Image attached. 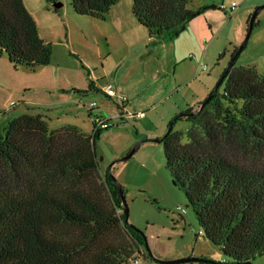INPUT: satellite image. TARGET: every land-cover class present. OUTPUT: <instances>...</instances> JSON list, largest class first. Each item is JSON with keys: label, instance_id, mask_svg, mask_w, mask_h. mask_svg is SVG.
<instances>
[{"label": "trees", "instance_id": "obj_1", "mask_svg": "<svg viewBox=\"0 0 264 264\" xmlns=\"http://www.w3.org/2000/svg\"><path fill=\"white\" fill-rule=\"evenodd\" d=\"M118 1L70 5L103 20ZM131 2L138 23L158 39L174 37L202 11L191 10V0ZM3 53L14 68L35 70L51 61L52 44L40 36L23 0H0ZM92 88L89 81L87 89L74 90ZM193 111L176 115L190 122L186 141L174 127L162 137L166 167L183 187L199 233L228 257L224 263L251 262L264 253V73L234 64ZM102 131L87 134L72 124L52 129L40 113L7 121L0 134V264H135L140 255L147 258L144 234L124 222L116 178L100 172L95 139Z\"/></svg>", "mask_w": 264, "mask_h": 264}, {"label": "rangeland", "instance_id": "obj_2", "mask_svg": "<svg viewBox=\"0 0 264 264\" xmlns=\"http://www.w3.org/2000/svg\"><path fill=\"white\" fill-rule=\"evenodd\" d=\"M232 1H235L237 6L231 15L218 8L219 3L224 2L229 6ZM30 2L34 5L35 12H31V14L37 23L39 32L46 37L47 42L52 44L53 60L51 62L53 63L40 66L35 70L24 67L14 68L6 54L0 55V134L8 120L23 114L36 113L45 116L50 128L68 124L66 122H76V126L83 132L92 134L93 123L87 106L91 101L98 102L101 95L98 96L92 92H88L86 95L75 93L71 95L80 98L78 103L52 104L50 92L54 90L51 85L55 83L65 85L69 78H73L77 84H81L90 72L101 81H111L114 85L121 84L126 80V86L133 87L130 84L132 78L137 82L138 88H144L145 81L141 82L140 74L134 76L135 68L130 67L126 73L124 65L114 66L112 60L106 61L102 73L99 65L91 63L95 62L94 39L91 37L93 32L91 22L94 20L89 16L74 12L70 0H30ZM55 2L62 4L58 7L57 12L53 10ZM205 2H208V5L199 15L204 14L203 12L207 14L209 22H205V27L212 24L214 33L217 28L222 26L217 33L219 36L215 43V47L222 46L221 52L227 48H230L231 52L232 48L241 44L246 34L248 16L257 6L264 4V0H191L188 7L198 10L197 6L205 4ZM213 4L217 7L213 8ZM68 32L69 41L66 38ZM209 34L211 35V32ZM199 41L201 46H209V40L207 43L203 40ZM101 47L105 49V43ZM229 51H226V55L219 63L217 55L212 58V63L206 62L209 65L208 71L198 73L195 83L201 82L203 79L207 80L212 72L209 80H213V84H215L218 75L228 64ZM195 56L196 54L193 53L188 59L194 61ZM80 57L87 58L90 68L81 66L80 60L82 59ZM57 59L61 62L58 82L53 76L55 64L59 63ZM75 62L78 63L79 69L75 73H68L71 70L67 67L73 66ZM138 64L136 62V68ZM235 64L237 66H254L259 73H264V8L257 14L248 42ZM170 82L171 79L168 78V84ZM134 89L133 95L137 92L136 87ZM155 89V85L151 84L146 90L143 89L144 94L157 93L158 91ZM186 90L189 91L188 88ZM163 92L166 93H162L163 95L158 98L169 94L165 98V102L158 103L155 110H145L147 117L143 121L120 122L114 118L111 119L113 126L103 130L95 139L99 168L102 173L104 172L103 174L109 170L122 186L129 210L128 221L141 230L146 238L147 248L143 246V249L148 256L145 258L140 255L139 264H163L158 262L155 257L164 260L203 257L210 261L225 262L228 257L222 253L220 248L199 233L202 230L188 204L184 189L180 184L174 182L171 172L166 167L164 142L162 140L154 141L166 134L170 121L176 116L167 120L163 115L173 100L177 99V92L174 91L172 94L165 89ZM67 93L71 92L67 91ZM187 93L190 95L189 92ZM68 107L72 112H67ZM198 108L197 105L193 110ZM182 109L185 111L187 107L183 106ZM189 125L190 122L185 118L177 119L173 125L175 130L183 132V141L187 139L186 130ZM117 132L119 135L114 136L113 133ZM143 139L148 140L143 142L130 158L119 161L111 168L110 164L115 159L112 154L115 153L116 145L126 143L131 146V149L133 145ZM125 154L126 152L121 157ZM179 264L208 263L186 262ZM251 264H264V253L256 255L251 260Z\"/></svg>", "mask_w": 264, "mask_h": 264}, {"label": "crops", "instance_id": "obj_3", "mask_svg": "<svg viewBox=\"0 0 264 264\" xmlns=\"http://www.w3.org/2000/svg\"><path fill=\"white\" fill-rule=\"evenodd\" d=\"M23 1L27 9L34 13L35 10H33V3H31L30 0ZM206 5H208V2L197 6L196 9L202 8V11H204L205 7H207ZM190 9L194 10V8ZM203 13L204 14L202 15H199L198 13V15L196 14L197 16H193L188 21L185 28L174 37H164L158 39L150 37L148 31L138 23L132 13L131 0H119L111 7L105 19L101 20L90 17L92 20H94L91 22L93 28L91 37L94 39L93 44L95 46V53L93 55L95 62L91 63H94L96 66L99 65L102 73L105 68L106 61L112 60L111 62L114 66L124 65L126 73L131 67L135 68L133 72L134 76L136 74L141 75V82L142 80L145 81L144 88H138V85L136 84L137 82L132 80V78L130 80V84L133 87L126 86V80L121 82V84L116 83L115 85L118 90L124 92L129 98V109L143 111L147 109L155 110L158 106L157 104L160 102L164 103L165 98L169 96V94H167L164 97L162 96L158 98L160 95H163L162 93H166L163 92L164 89L165 91H170L172 94L174 91L177 92V99L173 100V103L170 105L165 115H163L165 119L168 120L171 117L177 115L180 111H184L182 109L183 106L187 108L193 107L194 109L197 107L198 103L207 96L214 86L213 80H209V78L212 76V72H210V76L207 80L203 79L201 82L197 81L198 83H195L198 73L204 71L207 72L209 69V65L207 63H212V58L216 57L217 55L219 63L222 57H224L230 50V48H227L223 50L224 52H221L222 46L218 45L215 47V43L217 42V38L219 36L217 33L222 28V26L217 28L215 33L213 32L214 30L212 28V24H208L206 28L205 22H209V17L205 12ZM209 32H211V35ZM39 34L44 40H46V37L43 36L41 32H39ZM69 37L70 35L68 32L66 35L68 41ZM199 40H203L206 43L209 40V46H201ZM103 43L106 45L105 49L101 47ZM193 53L196 54L194 61H192V59H188ZM221 53L224 54L221 58H219ZM80 58L82 59V57ZM52 60L53 57L51 58V61ZM51 61L50 63H53ZM81 61L86 68H90V62H88L87 58H83ZM57 62L59 63L55 64L56 68L53 72L55 81H57L60 77L59 70L61 67V62L58 59ZM136 62L139 63L137 68ZM201 63L205 65L207 64L208 67L206 70L199 69ZM67 68L71 70L68 73H75V71L79 69L78 63L75 62L73 66H69ZM219 76L220 74L218 75V78ZM168 78L171 79L169 84ZM89 81L93 82V88L88 92L95 93L98 96H103H100L101 99L98 102L96 101L98 105V111L114 116L117 112L115 107L116 105L100 90L107 80L101 81V79H99L92 72H90V74L88 73L87 77L83 79V83L81 84H77L73 78H69V81L65 85H59L56 83L51 85L52 89L54 90L53 92H50V96L52 98L51 103H78L80 98L71 94L78 93L86 95L88 92H77L74 89H87ZM151 84L155 85V91L158 92L152 95H145L144 90H146ZM135 87L137 92L133 95L132 91L135 90ZM187 88L189 91L186 90ZM67 91H70L71 93H67ZM187 92H189L190 95ZM148 96H150V98H147ZM67 110V112H72L69 107ZM146 117L147 115L145 114L142 118L135 120L141 122ZM114 119L121 122V120L117 117ZM66 123L77 125L76 122ZM59 127L54 126L52 129ZM118 132L113 133V135L118 136ZM115 147V153L112 154L115 157L114 160L120 158L123 153H127L131 146L125 143L124 145L118 144ZM118 162L119 161L115 162L113 165ZM100 172L101 174L104 173H102V170H100ZM206 263L211 264L209 262Z\"/></svg>", "mask_w": 264, "mask_h": 264}, {"label": "built area", "instance_id": "obj_4", "mask_svg": "<svg viewBox=\"0 0 264 264\" xmlns=\"http://www.w3.org/2000/svg\"><path fill=\"white\" fill-rule=\"evenodd\" d=\"M237 3L235 1L230 2L227 6L224 2L218 4V8L228 14H232L236 8ZM207 65L201 63L200 70H206ZM102 93L111 99L116 105V114L114 116L106 115L98 111V105L96 101H91L87 106V111L91 117L93 123V132L97 130H106L113 126L111 119L117 117L121 122H129L131 120L140 119L145 115L143 110H133L128 108L129 98L125 93L118 90L113 82H106L100 89ZM139 260H135V264H138Z\"/></svg>", "mask_w": 264, "mask_h": 264}, {"label": "water", "instance_id": "obj_5", "mask_svg": "<svg viewBox=\"0 0 264 264\" xmlns=\"http://www.w3.org/2000/svg\"><path fill=\"white\" fill-rule=\"evenodd\" d=\"M54 7L55 8H58L59 6H61L62 4L59 3V2H55L54 4ZM264 8V4L262 5H259L257 6L254 11L251 13L250 15V18H249V21H248V25H247V29H246V34H245V37L243 39V41L241 42V44L237 47V50L235 51V53L233 54L232 58L230 59L229 63L227 64L225 70L223 71V73L221 74L220 78H219V81L217 83V85L215 86L213 92L206 97V99L201 103V105L199 106V108L197 109V111L201 110V108L203 107V105L208 102V100L213 96V94H215L218 86L221 84L222 80L226 77V75L228 74V72L231 70V68L233 67V65L235 64V62L237 61V58L239 56V54L241 53V51L244 49V47L246 46L247 42H248V39H249V36H250V33H251V30H252V27L254 25V22H255V19H256V16L257 14L259 13V11ZM197 111H193L191 114H195ZM177 116H175L169 123L168 125V129H167V132H169L172 128H173V125L175 123V121L177 120ZM148 139H143L141 141H138L135 145L132 146V148L125 154L123 155L122 157L114 160L111 162L110 166H112L115 162L117 161H124V160H127L128 158H130L134 153L135 151L140 147V145L147 141ZM162 138H157V139H154V141H161ZM117 186H118V191H119V195H120V198H121V201H122V205H123V208H124V214H125V218H124V222L127 224V225H130V226H134L133 224H131L129 221H128V217H129V210H128V206H127V203L125 201V196L123 194V190L121 188V185L119 183H117ZM149 250V249H147ZM151 255V254H150ZM158 262L160 263H163V264H179V263H186V262H202V263H206V262H209L211 264H226L224 262H217V261H210V260H207L205 258H201V257H184V258H178V259H171V260H164V259H158V258H155ZM228 264H240V263H228ZM244 264H251L250 261H247L245 262Z\"/></svg>", "mask_w": 264, "mask_h": 264}]
</instances>
